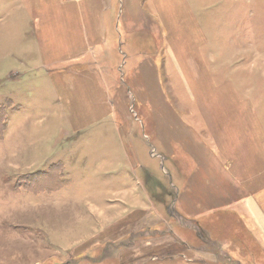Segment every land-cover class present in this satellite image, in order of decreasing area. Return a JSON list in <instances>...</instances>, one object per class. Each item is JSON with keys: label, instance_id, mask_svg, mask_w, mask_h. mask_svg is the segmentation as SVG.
Wrapping results in <instances>:
<instances>
[{"label": "crops", "instance_id": "crops-1", "mask_svg": "<svg viewBox=\"0 0 264 264\" xmlns=\"http://www.w3.org/2000/svg\"><path fill=\"white\" fill-rule=\"evenodd\" d=\"M196 4L0 0V89L16 90L4 96L10 104L4 135L16 117L24 124L37 116L44 125L58 122L59 135L54 131L49 138L70 141L59 159L69 184L85 191L132 186L138 152L152 151L139 165L145 184L167 189L164 201L198 229L221 224L219 232L229 243L225 250L258 263L264 251L256 249L264 246V90L246 97L231 86L225 90L226 81L222 88L213 83L206 64L218 61L216 45L232 48L231 22L227 38L213 42L210 35L227 19L214 18L206 32ZM93 130L98 134L89 136ZM116 199L119 206L137 204L135 194ZM134 216L127 221L140 220ZM233 222L242 232L232 229ZM165 232L174 236L171 229Z\"/></svg>", "mask_w": 264, "mask_h": 264}, {"label": "rangeland", "instance_id": "rangeland-1", "mask_svg": "<svg viewBox=\"0 0 264 264\" xmlns=\"http://www.w3.org/2000/svg\"><path fill=\"white\" fill-rule=\"evenodd\" d=\"M198 1L199 18L206 32L212 28L214 18L227 19L216 27L209 39L218 43L224 35L227 38V28L232 29V35L228 37L232 39V48L216 45L215 48L221 50L218 61L206 64L213 74V83L222 88L220 83L226 81L225 90L231 86L234 90H241L246 97L251 90H264V0ZM208 6L211 9L202 13ZM222 9L231 11L224 15ZM241 38L246 44L240 45ZM15 91L0 89V107L4 96ZM2 103L5 108H10L6 100ZM48 119L53 120V116ZM30 120L34 123L24 124L22 117L11 119L7 133L0 140V264L257 263L254 259L248 262L244 254L233 256L225 250L229 243L226 242L228 238L219 232L221 224H206V228L198 229V224L191 225L180 217L179 208L164 201L167 189L162 192L150 183L145 184L146 174L139 165H143L142 160L150 157L152 151L147 154L145 149L138 152L135 160L136 165L139 163L136 167L138 175L134 176L132 186L120 183L113 189L105 184L100 191H85L76 182L69 184L68 174L64 173L63 162L59 159L61 148L67 144L69 147L70 141L64 143L49 138L54 131L55 136L59 135L58 122L44 125V121L41 124V116ZM123 129L128 131V125ZM96 134L93 130L89 136ZM107 135L110 134L100 136ZM83 150L91 153L87 147ZM85 176L93 179L91 174ZM136 178L141 179L142 185L137 184ZM162 178L166 180L169 176L162 174ZM161 184L167 185L166 182ZM144 185L148 197L144 195ZM127 194H135V206L115 203L117 195ZM155 194L156 199H153ZM128 215L131 218L136 215L134 217L140 220L129 223ZM117 218L119 221L112 223L111 220ZM233 223L236 228L232 229L242 232L240 225ZM166 228L167 231L171 229L175 237L169 236ZM210 230L215 233V239L210 238L213 235ZM122 233L125 234L120 236ZM167 237L173 241L165 240ZM230 239L239 242V238ZM215 240L220 246L215 245ZM251 241L261 245L254 238ZM256 249L261 252L264 246ZM261 253L263 258L259 257L261 260L257 264H264V251ZM247 254L254 256L250 252Z\"/></svg>", "mask_w": 264, "mask_h": 264}, {"label": "trees", "instance_id": "trees-1", "mask_svg": "<svg viewBox=\"0 0 264 264\" xmlns=\"http://www.w3.org/2000/svg\"><path fill=\"white\" fill-rule=\"evenodd\" d=\"M7 110L4 106L0 107V140L3 138L7 127Z\"/></svg>", "mask_w": 264, "mask_h": 264}]
</instances>
